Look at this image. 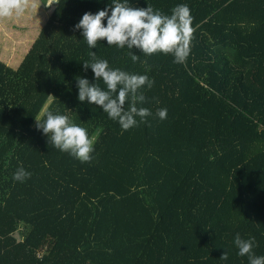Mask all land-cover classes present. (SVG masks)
<instances>
[{
	"label": "trees",
	"instance_id": "1",
	"mask_svg": "<svg viewBox=\"0 0 264 264\" xmlns=\"http://www.w3.org/2000/svg\"><path fill=\"white\" fill-rule=\"evenodd\" d=\"M127 2L167 16L188 6L184 63L106 40L90 48L75 25L110 15L112 0H60L27 53L0 60V264H249L237 233L264 256V0ZM93 51L154 81L136 105L150 116L123 130L79 101V77L106 89L83 68ZM48 112L86 129L90 162L48 142L36 120ZM21 167L30 177L14 180Z\"/></svg>",
	"mask_w": 264,
	"mask_h": 264
},
{
	"label": "clouds",
	"instance_id": "2",
	"mask_svg": "<svg viewBox=\"0 0 264 264\" xmlns=\"http://www.w3.org/2000/svg\"><path fill=\"white\" fill-rule=\"evenodd\" d=\"M60 0H50L46 6L59 3ZM29 7H35L31 0H0V19L22 15ZM111 14L109 8L99 10L93 14L85 12L76 29H82L83 38L90 48H95L98 40H106L108 45H116L119 48L127 46L140 49L145 55L156 52L172 54L174 62L182 64L190 53V40L193 33L191 27L192 17L187 5H178L172 10L170 16L154 11L150 6L146 8H134L129 6L127 0L121 3L112 0ZM107 19V24L103 23ZM133 62L138 55L130 52ZM90 60L83 61L85 71L90 67L95 80L102 79L106 89H102L96 83H90L87 78L77 79L78 99L87 101L103 109L108 116L117 120L123 130H128L137 125L136 117L143 121L151 115L149 109L137 108V103H143L145 96L139 92L143 86L151 88L154 84L147 75L130 74L120 69H110L108 61L98 59L96 53L90 52ZM130 98L131 103L125 110V102ZM158 117L167 118V109H159ZM37 128L42 129L55 148L62 152H68L81 162H90L93 152V141L89 138L86 129L74 123H70L65 115L46 113V119H37ZM22 167L14 173V180L23 181L30 177ZM234 244L238 248V255L248 256L249 264H264V256H256L253 253L254 238L242 239L237 233ZM228 259L225 251L221 257Z\"/></svg>",
	"mask_w": 264,
	"mask_h": 264
},
{
	"label": "rangeland",
	"instance_id": "3",
	"mask_svg": "<svg viewBox=\"0 0 264 264\" xmlns=\"http://www.w3.org/2000/svg\"><path fill=\"white\" fill-rule=\"evenodd\" d=\"M49 2L50 0H31L35 7H29L22 15L0 19V60L3 56L15 54L25 43L27 44L23 48L26 49L27 53L55 6V3L46 6V3ZM19 63L16 66H9L16 68ZM49 100L50 98L46 101L40 113L43 112ZM24 231L23 225H19L15 232L18 239L22 238Z\"/></svg>",
	"mask_w": 264,
	"mask_h": 264
}]
</instances>
